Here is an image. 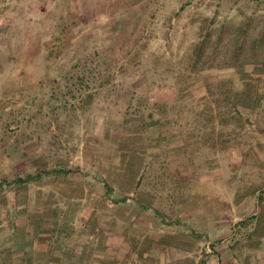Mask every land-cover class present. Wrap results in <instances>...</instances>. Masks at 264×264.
<instances>
[{
    "label": "rangeland",
    "instance_id": "1",
    "mask_svg": "<svg viewBox=\"0 0 264 264\" xmlns=\"http://www.w3.org/2000/svg\"><path fill=\"white\" fill-rule=\"evenodd\" d=\"M259 191L264 0H0L1 264L45 216L113 228L101 264H264Z\"/></svg>",
    "mask_w": 264,
    "mask_h": 264
},
{
    "label": "crops",
    "instance_id": "2",
    "mask_svg": "<svg viewBox=\"0 0 264 264\" xmlns=\"http://www.w3.org/2000/svg\"><path fill=\"white\" fill-rule=\"evenodd\" d=\"M65 169H50L46 171H41L38 178L32 181H39L42 177H46L49 174H59L66 173L63 172ZM69 172H72L70 170ZM68 172V173H69ZM36 173H27L35 175ZM44 174V176L42 175ZM26 174V175H27ZM25 176V175H24ZM23 176V177H24ZM87 191V189H86ZM258 195V204L264 203V192L257 193ZM260 196V201H259ZM88 211H98V208L95 206V203H92L91 206L87 209ZM99 212V211H98ZM56 222V219L48 218L45 216L39 223H36L34 220L25 221L24 223H19L18 221L13 224V232L20 231L25 232L26 237L24 241L19 242L23 248L20 249L18 253L13 254L9 263L11 264H101L103 262L102 257H94L93 255L89 256L85 253L91 248L93 241L96 240L98 237H102L103 245L109 243V247H116L115 236L113 233V228L108 227L107 225L103 224H83L85 227L81 228L82 230L79 232L73 228V226L68 225L67 223ZM69 226L68 228L66 227ZM87 227H90L87 228ZM74 230H73V229ZM77 231V232H76ZM79 232V233H78ZM16 234V233H15ZM129 235H132L130 232L127 234L124 233L123 238L125 241L122 243V246L125 248L124 251L129 253L132 247V240H129ZM81 237V241L84 238L83 236H88V240L86 239L83 242H80L79 245V238ZM85 239V238H84ZM59 243V245H57ZM88 243V245H84ZM90 243V244H89ZM95 244V243H94ZM71 250L70 256L67 255V251L64 250ZM41 253H44L45 257L41 256ZM134 253V252H133ZM162 253V252H161ZM144 258H149L153 260H161L160 253H157V249L148 250L143 252ZM105 257V255H104ZM107 258V256H106ZM131 258L136 259V257L131 256ZM130 258V259H131ZM163 259V258H162ZM105 259L104 261H106ZM1 264V263H0Z\"/></svg>",
    "mask_w": 264,
    "mask_h": 264
},
{
    "label": "trees",
    "instance_id": "3",
    "mask_svg": "<svg viewBox=\"0 0 264 264\" xmlns=\"http://www.w3.org/2000/svg\"><path fill=\"white\" fill-rule=\"evenodd\" d=\"M70 170H63L64 173H68ZM40 175V173H37L35 175H32V174H27L25 175L24 177H18L17 178V181L20 182V183H24V182H28L30 180H35L36 178H38V176ZM109 190H112L110 187H108ZM259 201H260V196H259ZM256 217V216H254ZM212 249V248H211ZM203 262H205V260H203Z\"/></svg>",
    "mask_w": 264,
    "mask_h": 264
}]
</instances>
